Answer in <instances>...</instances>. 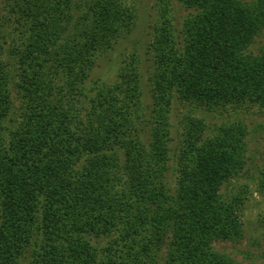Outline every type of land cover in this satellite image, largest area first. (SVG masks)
<instances>
[{"label":"trees","instance_id":"1","mask_svg":"<svg viewBox=\"0 0 264 264\" xmlns=\"http://www.w3.org/2000/svg\"><path fill=\"white\" fill-rule=\"evenodd\" d=\"M181 2L178 35L154 28L142 96L125 60L90 77L131 1L1 0L0 264H240L216 245L243 239L250 192L224 185L245 174L264 193V150L229 119L264 109V0ZM173 98L188 106L176 141Z\"/></svg>","mask_w":264,"mask_h":264},{"label":"rangeland","instance_id":"2","mask_svg":"<svg viewBox=\"0 0 264 264\" xmlns=\"http://www.w3.org/2000/svg\"><path fill=\"white\" fill-rule=\"evenodd\" d=\"M134 7L133 26L130 27V33L119 37L109 50L105 58H97L96 66L90 73L91 78H101L106 83L115 79L117 66L124 60L131 63L136 68L141 79V90L146 94L147 78L152 71L151 54L147 53L148 44L153 37L154 28L166 24L169 31H173V37L178 35L183 19L192 13L193 10L184 5L181 0H129ZM251 1V0H246ZM130 4V5H131ZM3 3L0 0V15L3 13ZM264 42V30L261 35L255 38L252 45V51L257 52L260 44ZM111 57L110 62L105 59ZM150 101V100H149ZM151 103V102H149ZM200 109V108H199ZM188 106L181 103L177 98L171 100L168 116L170 134L176 140L180 139L179 134L183 131V123L179 122L180 115L187 114ZM237 113H232L230 109L226 112L232 113L237 121L242 125L248 126L247 140H250L251 153L256 156L258 152L264 150V109L258 105H250L247 108L237 109ZM197 115L210 120L204 112H198ZM213 115V114H212ZM213 122L221 123L222 116L214 114ZM222 117V118H221ZM179 132V134H178ZM257 157V156H256ZM259 164L262 163L260 160ZM254 173L251 169L249 174ZM248 183L249 194L246 197L245 209L243 210V239L239 243L221 242L216 245L217 249L225 252L231 258H234L240 264H264V246L262 242V233L264 231V193L256 190L255 182H249L245 178H238L224 185L223 192L229 196L232 193V186L241 183Z\"/></svg>","mask_w":264,"mask_h":264}]
</instances>
